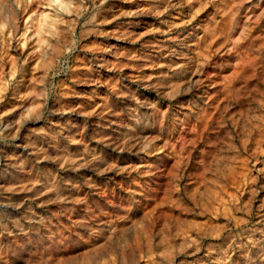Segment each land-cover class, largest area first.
Returning a JSON list of instances; mask_svg holds the SVG:
<instances>
[{"label":"rangeland","instance_id":"374dc122","mask_svg":"<svg viewBox=\"0 0 264 264\" xmlns=\"http://www.w3.org/2000/svg\"><path fill=\"white\" fill-rule=\"evenodd\" d=\"M0 264H264V0H0Z\"/></svg>","mask_w":264,"mask_h":264},{"label":"bare ground","instance_id":"6f19581e","mask_svg":"<svg viewBox=\"0 0 264 264\" xmlns=\"http://www.w3.org/2000/svg\"><path fill=\"white\" fill-rule=\"evenodd\" d=\"M1 205H3L4 207H7V208H11V209H16L13 205H12V203H6V204H1ZM7 211V210H6ZM12 212V211H11ZM9 213V212H8Z\"/></svg>","mask_w":264,"mask_h":264}]
</instances>
